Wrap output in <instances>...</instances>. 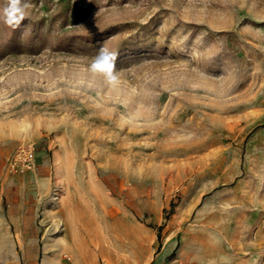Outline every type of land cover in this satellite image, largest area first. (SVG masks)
I'll use <instances>...</instances> for the list:
<instances>
[{"label":"rangeland","instance_id":"obj_1","mask_svg":"<svg viewBox=\"0 0 264 264\" xmlns=\"http://www.w3.org/2000/svg\"><path fill=\"white\" fill-rule=\"evenodd\" d=\"M26 2L13 29L0 0V264H264V0Z\"/></svg>","mask_w":264,"mask_h":264},{"label":"clouds","instance_id":"obj_2","mask_svg":"<svg viewBox=\"0 0 264 264\" xmlns=\"http://www.w3.org/2000/svg\"><path fill=\"white\" fill-rule=\"evenodd\" d=\"M29 4L26 0H7L6 6L2 10L3 22L15 29L29 15ZM118 54L109 51L106 47H101L90 65L89 71L94 75H102L109 82L117 80L116 61Z\"/></svg>","mask_w":264,"mask_h":264},{"label":"built area","instance_id":"obj_3","mask_svg":"<svg viewBox=\"0 0 264 264\" xmlns=\"http://www.w3.org/2000/svg\"><path fill=\"white\" fill-rule=\"evenodd\" d=\"M35 157V148L32 145L24 144L17 148L13 156V165L16 170L22 172L30 169Z\"/></svg>","mask_w":264,"mask_h":264},{"label":"bare ground","instance_id":"obj_4","mask_svg":"<svg viewBox=\"0 0 264 264\" xmlns=\"http://www.w3.org/2000/svg\"><path fill=\"white\" fill-rule=\"evenodd\" d=\"M59 196H60V195H59ZM51 197H53V196L51 195ZM51 197H50V198H51ZM53 199H54V198H53ZM56 201H57V200H56ZM58 202H59V201H58ZM58 202H57V203H58ZM53 205H54V204H53ZM65 227H66V226H65ZM65 227H64V228H65ZM65 230L67 231V228H65ZM68 233H69V232H68ZM62 236H63V235H62ZM65 236H66V235H65ZM65 236H64V237H65ZM67 240H68V239H67Z\"/></svg>","mask_w":264,"mask_h":264},{"label":"trees","instance_id":"obj_5","mask_svg":"<svg viewBox=\"0 0 264 264\" xmlns=\"http://www.w3.org/2000/svg\"><path fill=\"white\" fill-rule=\"evenodd\" d=\"M172 256V253L168 256V258H170Z\"/></svg>","mask_w":264,"mask_h":264},{"label":"crops","instance_id":"obj_6","mask_svg":"<svg viewBox=\"0 0 264 264\" xmlns=\"http://www.w3.org/2000/svg\"><path fill=\"white\" fill-rule=\"evenodd\" d=\"M38 154H39L38 156H40V157L42 156V154H40V153H38Z\"/></svg>","mask_w":264,"mask_h":264}]
</instances>
